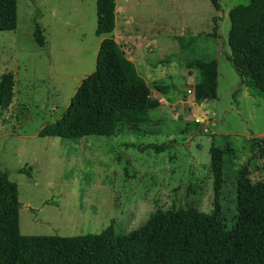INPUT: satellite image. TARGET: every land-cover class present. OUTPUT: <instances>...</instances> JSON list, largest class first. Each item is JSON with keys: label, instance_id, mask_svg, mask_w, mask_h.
Returning a JSON list of instances; mask_svg holds the SVG:
<instances>
[{"label": "rangeland", "instance_id": "1", "mask_svg": "<svg viewBox=\"0 0 264 264\" xmlns=\"http://www.w3.org/2000/svg\"><path fill=\"white\" fill-rule=\"evenodd\" d=\"M96 1L18 0L16 28L0 31V171L18 185L20 233L100 234L113 222L125 234L157 210L211 214V147L228 142L232 170L223 199L231 227L235 170L247 164L253 179H264V157L250 142L264 132V93L247 77L240 83L227 59L229 10L250 0H219L221 10L210 0H116L110 36L145 79L149 119L120 122L111 136H39L96 70L105 37L96 35ZM36 8L44 46L33 35ZM210 61L217 98L182 105ZM164 142L174 144L163 152L152 147Z\"/></svg>", "mask_w": 264, "mask_h": 264}, {"label": "trees", "instance_id": "2", "mask_svg": "<svg viewBox=\"0 0 264 264\" xmlns=\"http://www.w3.org/2000/svg\"><path fill=\"white\" fill-rule=\"evenodd\" d=\"M17 2L0 0V31L16 28ZM210 2L221 10L219 0ZM115 8L116 0L96 1V35H105L96 70L81 81L63 115L43 127L39 136H111L120 122L149 119L152 101L145 79L110 36L115 29ZM36 11L33 35L37 44L44 46L38 21L41 11ZM228 16L231 53L227 59L241 79L247 77L250 87L264 93V0L235 5ZM217 77L216 64L210 61L199 73L195 88L198 100L217 98ZM250 142L252 151L264 157V136L253 137ZM173 144L152 147L163 152ZM232 151L230 142L211 147V214L194 210L187 217L175 209L157 210L142 226L125 234L117 233L113 222L100 234H21L18 185L0 171V264H264V179H253L247 164L234 172V220L231 227L227 224L223 193L232 170ZM19 172L31 176L26 167Z\"/></svg>", "mask_w": 264, "mask_h": 264}, {"label": "built area", "instance_id": "3", "mask_svg": "<svg viewBox=\"0 0 264 264\" xmlns=\"http://www.w3.org/2000/svg\"><path fill=\"white\" fill-rule=\"evenodd\" d=\"M186 92H187L189 98L180 100V103L182 105H185V104L186 105H192L194 100H195V98H196V92H195L194 88H187ZM190 97H192V98L190 99ZM173 110H176V108L174 107Z\"/></svg>", "mask_w": 264, "mask_h": 264}, {"label": "crops", "instance_id": "4", "mask_svg": "<svg viewBox=\"0 0 264 264\" xmlns=\"http://www.w3.org/2000/svg\"><path fill=\"white\" fill-rule=\"evenodd\" d=\"M259 135H262V136H264V132H263V133H259Z\"/></svg>", "mask_w": 264, "mask_h": 264}, {"label": "water", "instance_id": "5", "mask_svg": "<svg viewBox=\"0 0 264 264\" xmlns=\"http://www.w3.org/2000/svg\"><path fill=\"white\" fill-rule=\"evenodd\" d=\"M201 129V127H199V129L198 130H200Z\"/></svg>", "mask_w": 264, "mask_h": 264}]
</instances>
